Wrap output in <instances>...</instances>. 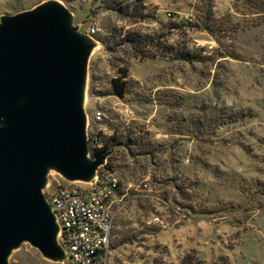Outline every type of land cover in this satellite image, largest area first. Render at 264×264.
<instances>
[{
  "label": "rangeland",
  "instance_id": "rangeland-1",
  "mask_svg": "<svg viewBox=\"0 0 264 264\" xmlns=\"http://www.w3.org/2000/svg\"><path fill=\"white\" fill-rule=\"evenodd\" d=\"M50 1L96 43L86 134L98 132L113 150L106 159L120 180L103 264H180L191 253L207 263L226 254L232 264H264V0H142L134 16L104 0H0V22ZM113 28L152 37L143 49L156 58L133 56L125 43L106 48L97 38L110 41ZM118 69L127 71L122 97L111 86ZM86 183L49 169L43 192ZM7 263L67 264L27 241Z\"/></svg>",
  "mask_w": 264,
  "mask_h": 264
},
{
  "label": "water",
  "instance_id": "water-1",
  "mask_svg": "<svg viewBox=\"0 0 264 264\" xmlns=\"http://www.w3.org/2000/svg\"><path fill=\"white\" fill-rule=\"evenodd\" d=\"M95 46L57 1L1 18L0 264L24 241L66 260L43 190L49 169L92 181L113 151L89 154L83 101Z\"/></svg>",
  "mask_w": 264,
  "mask_h": 264
},
{
  "label": "built area",
  "instance_id": "built-area-1",
  "mask_svg": "<svg viewBox=\"0 0 264 264\" xmlns=\"http://www.w3.org/2000/svg\"><path fill=\"white\" fill-rule=\"evenodd\" d=\"M89 32L92 34L95 29L91 28ZM102 117L100 110L94 112L95 122ZM97 134L89 132L88 147L100 145ZM143 186H147V183H143ZM119 188V177L106 159L93 180L86 185H59L44 192L59 227L58 242L65 252L67 264L106 262Z\"/></svg>",
  "mask_w": 264,
  "mask_h": 264
},
{
  "label": "trees",
  "instance_id": "trees-1",
  "mask_svg": "<svg viewBox=\"0 0 264 264\" xmlns=\"http://www.w3.org/2000/svg\"><path fill=\"white\" fill-rule=\"evenodd\" d=\"M104 1L108 8L116 10L118 12L130 13L131 16H134V14H136L131 10L133 11L137 10L142 6V0H133V3L131 4L132 8L130 5L125 4L123 0H104ZM109 33L111 38L110 41L108 40L105 42L102 39L97 38L103 43H105L106 48L109 49L111 48V46L109 45L110 42L116 45L125 43V44H129L133 49L132 51L133 56H136L140 59L156 58V54L154 52H150L149 49L146 50L143 49L145 44L152 43L153 38L150 37L149 35L147 34L142 35L138 31H134V30H125V32L122 33L121 31H118L117 29L114 28L111 31H109ZM116 36L118 37L116 38ZM166 49L169 51H173V47L170 45H166ZM179 55L188 60H197V58L192 54L181 52ZM126 76H127L126 70L118 69V75L113 77L111 80L113 94H115L118 97H122L127 90L128 83ZM97 135L100 145L98 147H91V146L89 147V154L91 156H97L104 152H107V146L102 144L99 137V133ZM154 264H165V263L162 261L155 260ZM180 264H232V263L226 254H221L218 256V258L215 261L211 263H207L205 260L197 258L194 253H191L186 255L181 260Z\"/></svg>",
  "mask_w": 264,
  "mask_h": 264
}]
</instances>
